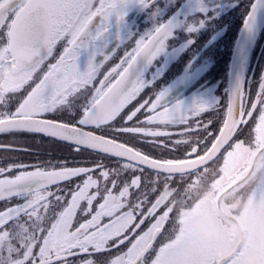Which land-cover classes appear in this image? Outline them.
Here are the masks:
<instances>
[{"label": "snow or ice", "instance_id": "6c2138e0", "mask_svg": "<svg viewBox=\"0 0 264 264\" xmlns=\"http://www.w3.org/2000/svg\"><path fill=\"white\" fill-rule=\"evenodd\" d=\"M154 3L0 0V135L39 134L78 155L87 152L98 158L91 167L69 166L66 161L43 167L14 162L0 166V202L5 205L0 209V264H196L178 221L149 195L148 186L169 174L174 158H154L121 137L141 142L153 138V146L163 152L170 150L169 144L155 138L171 134L147 125L186 126L182 135L190 138L175 141L173 148H190V141L201 145L195 129H202L217 146L230 136L264 135V80L254 101L237 84L224 105L218 134L209 131L211 120L200 119L208 106L194 102L189 107L179 100L169 104L168 89L125 112L148 86L143 70L165 51L177 26L170 19L136 37L124 31L131 7L150 9ZM255 11L253 4L245 27ZM125 39L134 46L124 48L119 63L93 91L89 86ZM113 40L119 43L109 47ZM58 43L62 52L55 58ZM50 57L55 62L45 68ZM142 110L147 113L144 121L138 116ZM19 151L28 149L0 142V152ZM105 159H115L118 167H106ZM129 170L132 179L121 183V173ZM81 177L82 182L73 185ZM228 264L245 261L234 255Z\"/></svg>", "mask_w": 264, "mask_h": 264}, {"label": "flooded vegetation", "instance_id": "af4514ba", "mask_svg": "<svg viewBox=\"0 0 264 264\" xmlns=\"http://www.w3.org/2000/svg\"><path fill=\"white\" fill-rule=\"evenodd\" d=\"M255 1L155 0L150 9L131 7L124 31L131 33L133 37L170 19H174L177 26L173 29L165 51L143 70V79L149 82L148 86L126 107L125 112L134 110L154 93L168 89L166 102L169 104L179 100L189 107L194 102L208 106L209 110L202 113L200 119L205 123L211 120L209 131L218 134V128L222 126L223 112L226 111L224 105L227 103L232 53L245 18ZM188 26H193L195 31L189 32ZM118 43L113 40L109 47ZM133 46L134 42L128 39L119 44L121 49L101 68L96 81L89 88L94 91L95 87H99V81L104 74L119 63L124 48L130 51ZM61 52L62 46L58 43L54 57L58 58ZM54 62L55 59L50 57L44 67ZM81 67H84L83 63ZM262 80L264 27L255 42L242 79L241 86L245 87L246 94H250L249 99L255 100V93ZM219 106L221 108L216 109ZM217 112L220 113L219 116ZM146 115L145 110L138 113L141 121L146 119ZM147 126L171 134L170 137L155 138L157 143H168L170 150L162 152L155 148L153 138L150 137L146 138L147 142L132 137H121V140L154 158H174L172 164L200 159L214 144L208 142V135L202 129H195L200 132L201 145L190 141V148L183 144L173 148L175 141L190 138L187 134L182 135L186 126L165 127L159 123ZM3 136L5 135H0V142L28 149L19 152L30 153V158L15 159L16 163L42 167L49 163L55 164L53 153L47 160H40L37 156L45 152L37 151L35 144L40 143L48 153L51 152L42 142L46 138L24 134L16 142L12 137L6 141V138L2 139ZM25 142L29 143L28 147ZM204 143H208L206 147L202 146ZM193 149L196 154H187ZM17 154L18 152L15 155ZM86 157L81 159V166L91 167V161L98 159L94 154H89L88 160ZM1 158L0 166L9 162ZM103 163L110 164L113 169L118 167L115 159H105ZM28 170L32 168L29 167ZM136 174L139 175V172ZM93 175L95 178L99 173ZM132 175L130 170L122 172L120 182L130 181ZM82 179L83 177L75 179L73 185L81 183ZM142 181L145 184L148 182L147 173ZM177 181L182 182L174 185ZM188 181L191 182L190 186L187 185ZM169 185L173 186L168 187ZM148 187L149 195L156 206L168 211L178 221V228L188 237V255L196 264H228L229 257L234 255L243 257L245 264H264V135L250 136L245 133L239 138L230 136L210 165L186 175L159 176ZM98 202H95L96 206ZM4 206V202H0V209ZM104 222H108L107 217ZM142 227L146 230L145 225ZM113 255L116 253L113 252Z\"/></svg>", "mask_w": 264, "mask_h": 264}, {"label": "water", "instance_id": "95a60500", "mask_svg": "<svg viewBox=\"0 0 264 264\" xmlns=\"http://www.w3.org/2000/svg\"><path fill=\"white\" fill-rule=\"evenodd\" d=\"M253 4H256V11L254 14L253 21L249 27H245L244 23L232 53L229 69L227 101L237 84H242L244 71L247 66L249 57L251 55L255 42L257 41V38L264 27V0H256ZM34 135L41 136L39 134ZM229 138L230 137L225 139L223 143H219V146L213 144L209 151L200 159L183 163L170 164L168 166L170 168V172L167 176L186 175L210 165L217 158L219 152L227 143Z\"/></svg>", "mask_w": 264, "mask_h": 264}, {"label": "trees", "instance_id": "16d2710c", "mask_svg": "<svg viewBox=\"0 0 264 264\" xmlns=\"http://www.w3.org/2000/svg\"><path fill=\"white\" fill-rule=\"evenodd\" d=\"M20 135H24V134H15V135H10V136H3L2 139L6 138L5 140L8 141L11 139V137L13 138V141L18 142L19 140V136ZM28 136V135H25ZM39 139V138H37ZM42 139V138H41ZM40 139V141H41ZM26 141V140H24ZM12 142V141H11ZM43 143H45L47 145V148L51 151L48 153V151L39 143V144H35V147L37 148V151H43L45 152V154H38L37 156L40 157V160H42V158L44 159H50L51 158V153H53V157H54V162H61V161H66L69 165L71 166H78L81 163V159H83V156H87L85 159L88 160L89 159V154L90 153H82V154H76L75 152H73L67 145L65 144H61V143H57L55 141H52L50 139H45L42 141ZM27 144L26 147L29 146L28 142H25ZM8 153V152H6ZM105 164V163H104ZM81 166V165H80ZM87 166H89L87 164ZM98 173V172H97Z\"/></svg>", "mask_w": 264, "mask_h": 264}, {"label": "rangeland", "instance_id": "374dc122", "mask_svg": "<svg viewBox=\"0 0 264 264\" xmlns=\"http://www.w3.org/2000/svg\"><path fill=\"white\" fill-rule=\"evenodd\" d=\"M33 149H35L34 147H33ZM31 150V149H30ZM17 152H8V153H6V152H0V157H2L1 159L3 160V159H5V160H8L9 162L8 163H16L15 162V159H21V158H30V153H22V152H18V154L17 155H15ZM1 160V161H2ZM90 165V164H89ZM105 165H106V167H108V168H111V165L110 164H108L107 165V163H105ZM182 181H177V182H175V184L174 185H177V184H179V183H181ZM170 183V182H169ZM187 185L188 186H190L191 185V182L190 181H188L187 182ZM173 185H169L168 187H172ZM179 186H181V185H179ZM94 207H96V203L94 202ZM78 216H79V214H78ZM90 218V217H89Z\"/></svg>", "mask_w": 264, "mask_h": 264}]
</instances>
